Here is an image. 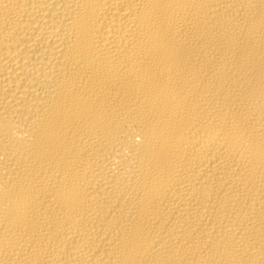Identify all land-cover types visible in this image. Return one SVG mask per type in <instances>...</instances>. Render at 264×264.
<instances>
[{
	"label": "bare ground",
	"instance_id": "1",
	"mask_svg": "<svg viewBox=\"0 0 264 264\" xmlns=\"http://www.w3.org/2000/svg\"><path fill=\"white\" fill-rule=\"evenodd\" d=\"M0 264H264V0H0Z\"/></svg>",
	"mask_w": 264,
	"mask_h": 264
}]
</instances>
